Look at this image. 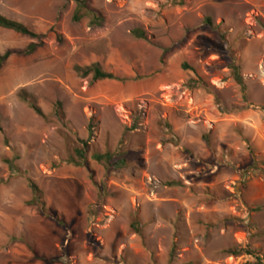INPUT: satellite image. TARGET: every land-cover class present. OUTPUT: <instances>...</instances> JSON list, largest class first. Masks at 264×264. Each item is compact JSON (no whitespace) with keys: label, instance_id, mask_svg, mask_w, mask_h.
I'll list each match as a JSON object with an SVG mask.
<instances>
[{"label":"rangeland","instance_id":"rangeland-1","mask_svg":"<svg viewBox=\"0 0 264 264\" xmlns=\"http://www.w3.org/2000/svg\"><path fill=\"white\" fill-rule=\"evenodd\" d=\"M89 6L101 26L73 2L0 0L46 36L0 69V264H264V0ZM31 42L0 29L1 54ZM93 66L126 81L75 72Z\"/></svg>","mask_w":264,"mask_h":264},{"label":"trees","instance_id":"trees-1","mask_svg":"<svg viewBox=\"0 0 264 264\" xmlns=\"http://www.w3.org/2000/svg\"><path fill=\"white\" fill-rule=\"evenodd\" d=\"M63 1L73 2L75 4V11H74V14L72 17L73 22L77 23L81 19H83L84 17H88V19L90 21V25H92V26L99 27L103 23V17L101 16V14L98 13L97 11H95L94 9L90 8V6H89L90 0H63ZM0 29L11 31L17 35L26 37L32 41L26 47V49L21 53H13L10 51L4 52L2 54L0 53V69L3 66V64L13 55H31V54L35 53L38 49H40L42 47L43 42L46 38L45 35L35 34L31 30H29L26 26L22 25L21 23L9 20L2 15H0ZM134 35L137 38L143 37L142 34H140L139 32H135ZM58 41H60L59 38H58ZM75 72L81 77H87V76L91 75L92 80L96 81V82H100V81L125 82L126 81L124 79L117 78L116 76H114L110 73H107V72L101 70L100 68H98L96 66L89 67V68L76 67ZM235 75H236L235 76L236 81L238 83H240V79H239L236 72H235ZM19 98L22 102L26 103L29 106V108L37 116L41 117L43 120L47 119L42 114L40 108L37 106L35 99L32 96L26 94L25 92H21L19 94ZM55 116L59 120L63 119L62 108H61L60 104L56 105ZM85 153L86 152L84 150V147H81L79 149H75L74 154H75L76 158H72L70 162L75 166H80L82 164V162L85 161ZM92 159L99 164H102L106 167L107 166L112 167L114 169H120V168L124 167V165H125V162L123 159H120V158L113 159V156L108 154V153L93 154ZM3 163L5 165H7L8 169L11 172H16V173L19 172L18 168L14 165L12 160L6 159V160H3ZM27 183H28V186H29L31 194H32V198H31V201L29 202V204L30 205H37L42 215L49 217V218H51L57 222L58 220H57V217L55 216V214L51 213L50 211H48V209H46L45 203L43 201L42 193L39 190V188L31 180H27ZM172 185H175V184H172ZM57 223H60V222H57ZM237 253H243L244 255H247V256H253L254 255L249 250H240ZM255 261L256 262L254 264H262V260L260 258H255Z\"/></svg>","mask_w":264,"mask_h":264}]
</instances>
